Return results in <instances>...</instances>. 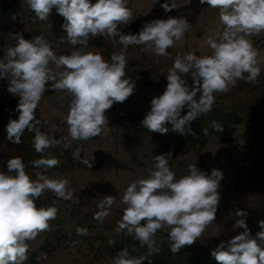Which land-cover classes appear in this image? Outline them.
<instances>
[{
	"label": "clouds",
	"instance_id": "9594fccd",
	"mask_svg": "<svg viewBox=\"0 0 264 264\" xmlns=\"http://www.w3.org/2000/svg\"><path fill=\"white\" fill-rule=\"evenodd\" d=\"M212 9H218L220 26L208 36L205 43L210 54L196 55L187 52L175 57L168 70L167 87L151 100L150 111L141 121L153 132L166 134L172 130L181 134L191 132L185 125L207 114L215 103V94L225 93L238 80L259 83L261 74L260 51L251 37L264 33V0H199ZM26 3L41 20H48L52 9L64 18L61 25L73 51L57 55L42 36L25 39L16 33L15 46L9 47L0 58V79H7V91L18 97V119H10L6 125L7 140L21 143L27 130L34 133L32 146L37 153L59 143L40 130L36 109L51 84L55 91L66 92L70 97L68 114L63 123L72 140H89L105 132L109 120L105 115L114 103L128 99L135 89L132 80L125 78L126 50L130 45H142L141 51L156 56H169V49L181 41L189 31V22L184 17L168 16L146 22L137 34H123L119 25H128L133 20L127 0H26ZM161 8L171 12L175 3L165 0ZM118 37L124 50L105 60L101 54L86 51L90 37ZM79 46V47H77ZM55 66V70L50 67ZM247 74V75H245ZM191 76L189 86L187 76ZM199 93V97H198ZM187 107L186 115H181ZM217 131L222 125L215 124ZM206 134V129L203 130ZM80 149L73 151L78 158ZM171 153L156 155L152 171L146 177L132 181L122 196V219L118 230H126L141 244L147 245L149 255L157 252L153 237L159 230L168 229L170 251L176 254L186 245H192L216 218L220 200L218 191L223 174L218 169L207 173L189 164L187 173L177 178L169 165ZM87 163V161H84ZM36 168H52L59 164L56 158H41L32 162ZM91 167V165H90ZM22 158L14 157L7 162V171H0V264H25L29 245L37 235L50 230L49 221L57 216L56 207L37 208L35 200L46 192L58 198L71 199L69 181L66 178H50L37 173L33 179L26 172ZM116 197L105 196L94 219L102 222ZM234 228L243 231L211 251L218 264H264V220L261 231L252 236L244 219L247 212L236 213ZM243 217V218H241ZM87 229L78 227L77 234H87ZM114 241H109V244ZM144 258H130L127 249L114 258V264H142Z\"/></svg>",
	"mask_w": 264,
	"mask_h": 264
},
{
	"label": "rangeland",
	"instance_id": "374dc122",
	"mask_svg": "<svg viewBox=\"0 0 264 264\" xmlns=\"http://www.w3.org/2000/svg\"><path fill=\"white\" fill-rule=\"evenodd\" d=\"M164 2L127 0L133 20L126 26L119 25L118 31L137 34L146 22L167 19L168 16L187 18L189 31L168 50L169 56L143 52L142 45L128 46L125 78L132 80L135 89L126 101L114 103L106 110L109 125L100 136L87 141L71 139L63 123L71 97L66 92L55 91L49 84L35 114L40 121V130L59 143L43 154L37 153L32 146L34 133L27 130L21 143L9 142L6 125L10 119H18L19 99L7 91V79H0V171H7L9 159L20 157L33 179L37 173L50 178H66L73 193L72 198L66 200L46 192L35 200L37 208L56 207L58 212L56 218L49 221V231L27 241L29 250L25 264H114L106 244L114 237L127 234L126 230H118V222L126 207L122 203L123 193L132 181L146 177L153 170L156 155L168 153H171L169 165L177 178L185 175L188 165L193 163L209 174L213 169L223 174L218 188L220 200L216 218L193 243L196 247L211 252L221 241L230 240L242 232V228L233 227L239 219L236 216L239 210L247 212L244 219L253 237L261 231L258 222L264 220V33L251 37L260 51L259 83L238 80L236 86L227 92L215 94L210 111L232 112L239 122H232L222 135L195 137L193 142L185 141V134L179 133L178 142L167 149L160 143V138L167 139L173 134L172 125L167 124L169 131L161 134L150 131L141 121L150 111L151 100L165 91L166 76L175 57L187 52L198 56L210 54L211 49L205 41L220 22L218 9L202 5L199 0H170L176 7L167 13L160 6ZM63 23L64 18L55 7L48 20L41 21L26 0H0V58L9 47L15 46L16 33H22L25 39L42 36L57 55L69 54L74 50L72 45L66 39L63 43L59 41L67 36L61 28ZM85 50L110 60L112 54L124 48L118 37L113 41L97 36L89 38ZM50 67L55 70L54 65ZM185 79L191 87V76ZM187 112L185 107L181 115ZM190 125H185V129ZM77 148L80 155L74 158L73 151ZM41 158H56L59 164L52 168L34 167L32 162ZM108 195L116 197V201L109 209V215L102 222L97 221L94 215L100 210L98 205ZM78 227L86 228L87 234L78 235ZM159 231L168 233L167 228Z\"/></svg>",
	"mask_w": 264,
	"mask_h": 264
},
{
	"label": "trees",
	"instance_id": "16d2710c",
	"mask_svg": "<svg viewBox=\"0 0 264 264\" xmlns=\"http://www.w3.org/2000/svg\"><path fill=\"white\" fill-rule=\"evenodd\" d=\"M232 122H239L236 114L232 112L225 113L215 110L208 114H202L190 122L191 127L189 128L191 132L185 134L183 138L185 141L193 142L195 137L203 138L205 135L208 137L213 134L222 135L228 131V127ZM214 123L222 125L223 130L217 131L213 126ZM204 129H206V134L203 132ZM179 136V132L174 131L167 139L161 137L160 143L169 149L178 142ZM153 239L158 251L152 255H149L147 245L141 244L139 240L129 234H122L121 236L112 238L111 241H114V243L106 244V250L109 255L115 258L122 250L127 249L130 258L143 257L142 264H218L210 251L198 248L194 244L190 246L186 245L179 252L173 254L170 251L171 242L166 232L158 231ZM31 257L34 258L33 255Z\"/></svg>",
	"mask_w": 264,
	"mask_h": 264
}]
</instances>
